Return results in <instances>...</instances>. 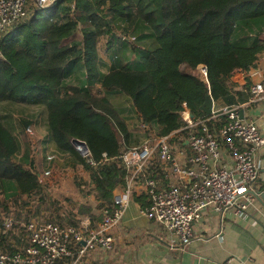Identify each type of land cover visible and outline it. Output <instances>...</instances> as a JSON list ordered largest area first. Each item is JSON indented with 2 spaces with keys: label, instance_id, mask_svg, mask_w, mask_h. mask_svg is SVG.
<instances>
[{
  "label": "trees",
  "instance_id": "trees-1",
  "mask_svg": "<svg viewBox=\"0 0 264 264\" xmlns=\"http://www.w3.org/2000/svg\"><path fill=\"white\" fill-rule=\"evenodd\" d=\"M27 6V15L0 33V108H45L56 149L84 166L88 179L81 193L93 194L95 205L51 200L57 181L52 171L40 180L49 168L39 170L25 135L33 120L20 118L21 140L0 112V252L7 253L25 249L27 223L43 210L61 227H79L86 218L97 227L105 208L116 207L115 193L127 189L129 172L120 156L137 145L140 131L149 135L138 120L160 136L178 131L184 137L183 110L201 119L213 100L239 104L243 91L234 90L231 77L256 66L264 54V0H57L44 7L28 0ZM105 36L103 58L99 42ZM201 64L207 66V81ZM116 97L128 101L133 113ZM73 139L85 142L96 165ZM163 170L157 155L145 176L168 186ZM138 180L132 198L143 207L147 194L134 191ZM80 247L73 243V255L58 264H90L88 257L104 264V254L113 264L114 242L112 250L78 257Z\"/></svg>",
  "mask_w": 264,
  "mask_h": 264
},
{
  "label": "built area",
  "instance_id": "built-area-1",
  "mask_svg": "<svg viewBox=\"0 0 264 264\" xmlns=\"http://www.w3.org/2000/svg\"><path fill=\"white\" fill-rule=\"evenodd\" d=\"M55 1L35 0L40 7ZM27 4L28 0H0V33L27 15ZM260 60V66L237 70L231 77L233 82L243 80L241 91L250 95L251 103L264 100V81L252 79L264 70V58ZM198 69L201 78L207 81V66L201 64ZM182 117L184 137H177L178 131L160 136L155 127L138 120V127L149 131V135H144L140 144L120 156L129 172L127 189L115 193L116 207L105 208L97 227H91L89 218L79 227H61L32 218L27 223L28 245L21 251L0 252V264H58L73 255V243L81 245L78 257L98 248L112 250L113 228L122 220L132 198L133 183L138 179L134 191H144L148 202L140 207V212L165 228L171 247H186L191 243L194 227L208 208L221 219L229 212L248 216L250 206L260 194L256 183L259 154L264 149L263 129L246 115L244 105L219 100L212 101L211 112L204 118L195 119L187 108ZM74 145L88 163L96 165L87 145ZM157 155L164 164L168 186L145 176L149 161ZM46 159L51 161L53 155ZM50 174V169L45 170L40 180ZM141 176L145 177L144 183ZM14 220L9 218L8 225H13Z\"/></svg>",
  "mask_w": 264,
  "mask_h": 264
},
{
  "label": "crops",
  "instance_id": "crops-1",
  "mask_svg": "<svg viewBox=\"0 0 264 264\" xmlns=\"http://www.w3.org/2000/svg\"><path fill=\"white\" fill-rule=\"evenodd\" d=\"M252 79L264 81V70ZM242 81L231 80L234 90L241 91ZM242 94V99L238 96L239 104L244 105L246 115L264 131V100L251 103L250 95ZM120 101L129 110L130 103ZM132 118L130 121L136 122ZM47 140L52 144L48 129ZM259 165L256 189L260 194L250 206L248 216L229 212L221 219L208 208L196 223L194 237L186 247H171L165 228L145 217L131 198L122 220L113 228V264H264V149L259 154Z\"/></svg>",
  "mask_w": 264,
  "mask_h": 264
},
{
  "label": "rangeland",
  "instance_id": "rangeland-1",
  "mask_svg": "<svg viewBox=\"0 0 264 264\" xmlns=\"http://www.w3.org/2000/svg\"><path fill=\"white\" fill-rule=\"evenodd\" d=\"M119 34V33H118ZM108 45L109 38L107 36L102 37L99 42V53L101 57L105 58L108 56ZM96 91V89H94ZM97 92V91H96ZM99 96H103V92H98ZM118 100H122L119 98ZM130 109V114L133 113V109L131 106L128 107ZM0 112L6 115L7 122H10L14 132L18 135V137L22 140L25 136L24 127L20 125V118L32 119L33 125L29 130H26V137L32 140L34 147V156L37 160V163L40 165L39 170L42 171L47 167L52 171V175H54L56 179V183H54L55 187L52 191V199H55L60 205L61 203H65L66 199H72V201H81V202H91V204L95 205L94 195L88 194L84 196L81 191L82 187L85 186L83 184V180H87V172L84 170V166L77 161L75 156H71L68 154H64L58 150L47 140V126L45 123V109L39 106H29V105H16V104H5L0 108ZM130 118V116H129ZM134 119V117L132 118ZM129 126H136V122L128 121ZM144 135H147L144 133ZM144 135L140 131L139 141L137 145L142 142ZM53 145V146H52ZM48 155H53V159L48 162L46 157ZM76 165V166H75ZM54 180V179H53ZM69 203V202H66ZM65 204H63L64 206ZM32 218H38L42 220L49 219V213L45 210L41 211L38 215L32 216ZM90 256V255H89ZM107 255H103L104 264L108 263L106 259ZM90 259V264H96L97 262L94 260V257H88ZM109 260H113L109 256ZM100 262V261H98Z\"/></svg>",
  "mask_w": 264,
  "mask_h": 264
},
{
  "label": "water",
  "instance_id": "water-1",
  "mask_svg": "<svg viewBox=\"0 0 264 264\" xmlns=\"http://www.w3.org/2000/svg\"><path fill=\"white\" fill-rule=\"evenodd\" d=\"M72 142H73V144L84 145V146L86 145L85 142L80 141L78 139H73ZM262 196L264 198V195H262Z\"/></svg>",
  "mask_w": 264,
  "mask_h": 264
}]
</instances>
